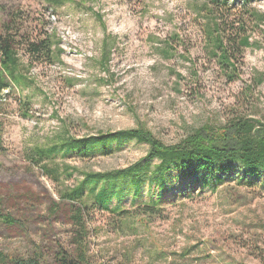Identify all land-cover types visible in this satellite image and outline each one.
<instances>
[{"label": "rangeland", "instance_id": "obj_1", "mask_svg": "<svg viewBox=\"0 0 264 264\" xmlns=\"http://www.w3.org/2000/svg\"><path fill=\"white\" fill-rule=\"evenodd\" d=\"M210 6V0H0V24L23 12L27 27L39 23L61 51L54 64L27 67L20 56L24 80L0 93L1 212L14 221L0 222V252L57 264V252L75 248L73 206L58 189L83 173L123 168L147 151L130 139L80 157L62 153L68 138L143 127L172 144L202 126H221L233 111L264 121V17L252 27L239 77L229 82L200 31ZM247 7L264 16V0ZM52 147L51 158L31 159ZM261 175L231 171L214 191L181 181L183 195L167 194L157 213L135 214L148 192L133 199L125 188L108 206L131 211L121 219L85 195L88 264H264Z\"/></svg>", "mask_w": 264, "mask_h": 264}, {"label": "trees", "instance_id": "obj_2", "mask_svg": "<svg viewBox=\"0 0 264 264\" xmlns=\"http://www.w3.org/2000/svg\"><path fill=\"white\" fill-rule=\"evenodd\" d=\"M249 1L241 0L237 6L228 0H210L211 6L203 13L206 20L200 31L206 47L210 48L219 71L229 82L239 77V60L244 49L253 44L250 41L254 31L252 27L256 28L264 17L254 8L247 7ZM26 22L29 21L24 20L23 12L16 10L0 24V93L8 91L11 85L19 86L24 80V72L19 69L20 56L25 58L27 67L38 62L54 64L60 61L61 51L53 35L42 32L38 28L39 23L28 24L27 27ZM261 81L262 78L257 77L255 83ZM18 102L21 104L20 100ZM23 108L27 110L26 102ZM130 139L147 146L142 159L107 172L83 173L81 179L74 182L76 184L58 189L59 198L73 206L69 239L75 248L71 253L65 250L57 252V264H88L87 222L91 218L90 209L84 203L85 195L92 197L94 206L121 219L131 211L119 210L118 207L109 209L108 206L111 197L121 195L125 188L131 190L133 199L143 189L148 192V201L136 206L133 209L135 214L157 213L161 211L158 205L167 199V194L176 192L178 197L183 195L181 187L176 185L181 181L189 180L200 189L214 191L231 171L241 170L245 176H262L264 172V121L239 111H233L221 126H202L172 144H166L150 131L137 127L68 138L59 148L62 153L82 157L93 154L97 149L110 152L108 146H117ZM54 149H38L31 159L34 158L35 163L43 162L52 157ZM44 172L47 175L55 171L46 169ZM47 177L58 183L56 176ZM1 206L0 198V222L13 223L11 217L2 214ZM11 255L0 252V261L38 264L36 261L14 259Z\"/></svg>", "mask_w": 264, "mask_h": 264}]
</instances>
